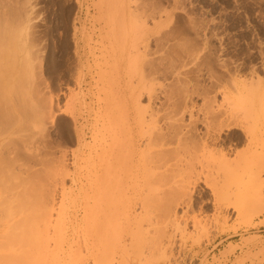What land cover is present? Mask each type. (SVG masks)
I'll use <instances>...</instances> for the list:
<instances>
[{
	"label": "rangeland",
	"instance_id": "1",
	"mask_svg": "<svg viewBox=\"0 0 264 264\" xmlns=\"http://www.w3.org/2000/svg\"><path fill=\"white\" fill-rule=\"evenodd\" d=\"M6 23L0 264H264V0H0Z\"/></svg>",
	"mask_w": 264,
	"mask_h": 264
},
{
	"label": "bare ground",
	"instance_id": "2",
	"mask_svg": "<svg viewBox=\"0 0 264 264\" xmlns=\"http://www.w3.org/2000/svg\"><path fill=\"white\" fill-rule=\"evenodd\" d=\"M4 26H5L4 28H7V30L3 34H0V82H1V88H2L1 90L3 92L5 91L7 84H10L14 80L19 81V82L16 81L15 84L22 83L24 81V78H25V77L22 78L23 72L22 73L19 72V73H21V74H19L18 72L15 71V69L13 70L11 67H9V64L11 65L12 60H13L12 63H14L16 58L18 57V56L16 57V55H17V52L19 51L18 49L20 48L19 44L22 43V41H23V31L21 30L22 34H20V31H17L13 28H10V25L8 23H6ZM21 48H23V47L21 46ZM23 90L24 89H22L21 87H18L15 90V97L16 96L18 97L21 94L26 95L27 94L26 91L25 90L23 91ZM4 94L7 96L6 92ZM26 97H28V96H26ZM21 100H23V99H21ZM22 103L24 104V100L21 101V105H23ZM23 107H24V105H23Z\"/></svg>",
	"mask_w": 264,
	"mask_h": 264
}]
</instances>
